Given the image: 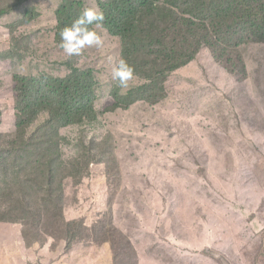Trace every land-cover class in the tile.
Segmentation results:
<instances>
[{
    "label": "trees",
    "instance_id": "trees-1",
    "mask_svg": "<svg viewBox=\"0 0 264 264\" xmlns=\"http://www.w3.org/2000/svg\"><path fill=\"white\" fill-rule=\"evenodd\" d=\"M34 1L9 6L23 20L11 25L0 48V81L12 91L11 102H0V124L11 112L8 130L0 133V225H13L27 249L49 247L60 255L77 246H106L108 264H134L136 250L117 225L121 221L112 219V196L129 201L140 195L148 202L161 192L169 210L181 200L214 207L207 201L214 199L228 210L217 208L235 234L249 228L262 239L264 225L255 215L264 187L245 188L236 178L229 192L243 196L218 201L210 180L217 170L229 169L209 168L200 157L219 148L211 139L224 126L230 135L250 137L251 132L244 135L245 119L254 117L257 102L247 94L245 79L256 69L255 85L264 97V0H60L52 24L39 15L26 21ZM89 7L103 11L101 33L116 39L119 58L136 74L128 89L112 83L105 112L112 113L110 119L98 112L99 55L85 54L86 48L68 57L59 46L61 30ZM42 33L52 34L63 59L28 72L25 59L33 52L27 48ZM130 108L141 110L131 125L118 115ZM106 122L103 136L88 135ZM221 155L217 150L214 161L226 164ZM94 168L105 177L108 211L93 212L88 224L81 210L92 206L94 197L86 190ZM213 187L220 191L219 184ZM152 243L169 244L162 234ZM204 249L199 253L207 256Z\"/></svg>",
    "mask_w": 264,
    "mask_h": 264
},
{
    "label": "rangeland",
    "instance_id": "rangeland-1",
    "mask_svg": "<svg viewBox=\"0 0 264 264\" xmlns=\"http://www.w3.org/2000/svg\"><path fill=\"white\" fill-rule=\"evenodd\" d=\"M14 0H0V48L4 45L5 39L11 32V25L21 22L23 18L9 9ZM17 1V0H16ZM97 0H86L88 4H94ZM60 0H35L27 7L28 18L39 15V21L50 22L55 19V9L58 8ZM52 34L37 35L31 42L27 50L33 54L25 59L28 72H36L37 67L44 66L49 60L63 59V52L55 46L49 39ZM104 45L101 48H88L92 55H99L97 60L98 92L101 94L98 105L102 108L98 112L107 114L109 119L112 113H105L108 102L110 88L112 86L111 68L118 56V42L110 35L102 34ZM39 40V43L36 41ZM264 69V66H263ZM255 70L248 73L245 79V88L256 102L254 107V117L245 119V133L251 132L250 137L245 139L241 136L230 135L229 127L224 126L217 136L211 139V143L218 146L215 152L207 149L200 157L207 167H228L229 173L217 170L216 175L210 180L212 192L218 201L229 200L233 194L238 199L243 194L236 190L233 194L229 192L232 182L238 178L243 187L254 188L255 185L264 187V97L259 94L255 85ZM56 75V74H55ZM0 80H5V66L0 61ZM0 102H11L12 91L3 81H0ZM194 103H196L194 101ZM111 112V111H110ZM11 112L4 114V120L0 124V133L8 130L7 117L11 118ZM119 117L131 125L136 123L141 115L140 108H130L120 112ZM103 116V115H102ZM96 124L90 128L88 135L94 139L103 136L105 127ZM216 130V127L213 126ZM194 130L188 128L187 131ZM76 131V130H75ZM76 132L73 133V135ZM229 140V147H225V141ZM229 149V150H228ZM221 150L222 157L226 159V164L216 163V151ZM101 168L91 169L92 178H89L86 193L92 195L91 209L85 213L86 207L81 210L87 216L88 224L93 221V212L102 214L108 211L106 204L107 186ZM220 174V176H218ZM219 184L220 191L214 192L213 186ZM86 193L83 195L86 196ZM161 193V192H160ZM160 193L153 192L154 198L148 202L139 199L123 200L112 196L111 214L112 219L120 220L117 225L121 231L130 238L138 256L137 264H264V237L248 233L249 228L243 230L244 233L237 235L233 228L229 226L218 213L217 208L222 207L228 214V210L216 200L208 198L209 205L195 207L187 200H181L171 210L160 200ZM115 199H114V198ZM252 208V205H248ZM261 225H264V201L260 205L255 215ZM124 223V225H123ZM159 230L160 233L157 231ZM242 232V230H241ZM162 234L168 241V245H152L153 239ZM0 264H108L111 258L110 251L105 246L99 250L93 245L88 247L77 246L65 254H58L49 247L24 248V242L17 229L11 224L0 225ZM205 248V249H204ZM187 249L190 254L183 253ZM204 249L207 256L201 255L200 250ZM1 251H4L8 262L2 261ZM215 256V257H214ZM136 261L134 264H136Z\"/></svg>",
    "mask_w": 264,
    "mask_h": 264
},
{
    "label": "clouds",
    "instance_id": "clouds-1",
    "mask_svg": "<svg viewBox=\"0 0 264 264\" xmlns=\"http://www.w3.org/2000/svg\"><path fill=\"white\" fill-rule=\"evenodd\" d=\"M104 13L98 7H89L81 11L71 25L65 26L61 32L60 48L68 56H79L86 48H101L104 45L102 34L104 29ZM113 83L121 90L128 89L130 82L136 78L135 69L127 60L120 57L111 68ZM100 99V98H99ZM102 106H99V109Z\"/></svg>",
    "mask_w": 264,
    "mask_h": 264
}]
</instances>
